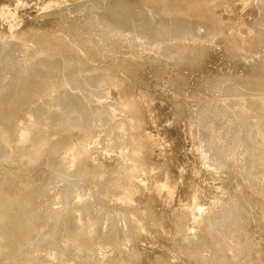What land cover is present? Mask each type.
<instances>
[{"label": "rangeland", "instance_id": "1", "mask_svg": "<svg viewBox=\"0 0 264 264\" xmlns=\"http://www.w3.org/2000/svg\"><path fill=\"white\" fill-rule=\"evenodd\" d=\"M125 1L119 0L118 2V0L117 1L116 0H89V1L88 0L86 1L85 0H0V53H1L2 47L6 45L5 42L9 44L10 41L11 43L9 45L11 46L13 45V43H15V45L19 44L17 48L18 50H20L18 51L19 53L17 52L14 54L13 52L15 57L17 54L18 58L17 57L15 58L14 55L8 52L7 50L1 53L3 54V56L0 54L2 56V57L0 56L1 57L0 59H3V57L4 58L6 57V59L12 60V58H15V60L13 59L12 61L13 62L16 61L18 63V65L17 63L15 64V66L17 67L16 68L14 64H12L13 62L10 61L9 63L7 62V60L6 62L4 61V59L0 60V62L4 61L3 65H5V63H8L5 66H3L1 63L2 67L0 65V73L2 71H5L8 74L5 72H2L4 73V75L2 76L4 77L7 76L6 78H8V75H9L12 78L13 77L11 76L12 72L9 73V71H12L13 69V72H15L14 69L18 70V67H19V69H25L26 72H29L27 73L28 75H30L32 72V75H30L31 80L32 79L35 80V78L37 77L36 79L37 81L34 82L35 84L41 81L37 83L39 85L37 84L35 85L32 81V84L34 85L31 86L32 85L31 84L30 86L32 88L30 87V89H32L31 91H33L35 87V90L31 93H34V92H37V93L36 95L35 93L34 94L30 93V96L26 98L28 99L27 102H25L26 100L25 99L23 100L25 104L23 102L21 103L23 106L18 105V103L16 104L17 106L14 105L15 103H12V104L9 103L8 107L9 106L10 107L7 108V110L11 112L10 116L14 113V111H16L17 113L19 109V113H17L18 115L16 113H14V115L20 118L21 115H26V113L30 110L29 109L30 107L36 109L38 108L36 107L37 105L39 106L41 104L45 105L49 101L46 99L47 98L46 95L49 93L52 94L53 93L52 89L54 90V88L56 90L60 89L59 90L60 94L64 93V95H66V93H69L72 97L74 96L73 98L76 97L75 99L78 100L77 99L79 98L78 96H82V94H80L78 90H80V85H81V82H83V78L85 80L83 83H86V84H83L85 85L84 90L85 89L92 90V92H90L88 96L91 97V93L95 95V99L93 103L95 105L94 106L95 108L90 105L89 108L83 111V114L86 115L89 110L90 112L93 113V115H95L94 117L100 114L101 111H105L106 113V120L96 123L95 125L96 128H90L89 126H86L84 123H80V119L78 118L76 119V116L74 119L73 118L74 116H73L72 120L71 121L69 120V123L67 122L69 125L67 123L65 125L64 123L61 122V123L55 124L52 128L47 129L48 131L45 130L47 132V133H44L45 135H49L50 132H53L54 130L55 132L61 134L60 136L64 134L67 137H70L69 142L67 144L69 145V148L74 145V147L71 148L73 150L74 148H77V147L83 148L87 144L86 147L83 148L81 152H83L85 155L87 154L86 155L88 156L87 158L89 157H92V158L94 157V158L85 159L84 157L85 160L83 159L82 161L87 162L89 165H91L92 162L95 161V163L93 162V165H91V167L96 169L97 173L95 174L87 173V174H83L82 176L78 174L79 179L77 177L75 178L73 177V176H77L76 173H74L73 176L69 174L70 177L67 176L68 175L67 173L65 174L66 176L62 174V176L64 175L63 176L64 179L66 178L65 181L64 179L62 181L63 177L60 174H57V175H60L58 176L59 178L57 177V180L61 179L60 181L62 183L59 184L57 188H55L56 193L54 192L50 196H43L41 199L42 201L39 199L37 200L34 199V202H36L38 206L41 205L39 207L36 206V208H40V207L41 208L39 210L38 209L31 210L30 214H29L30 212L29 210H28L29 212L26 213V212H23V211H27L26 209H20V207L18 206L19 201H17L18 196L22 195L23 197L25 193L29 192L27 191V190H30V188H28L29 185L38 186L39 184L42 183L43 179L46 176L53 175L54 171L57 168L55 164H58V162L51 163L48 161V158H49L48 152L50 150V147L48 145L49 143L45 142L46 145H43L44 148L41 149V151L39 150L40 152L38 153H41V154L39 155L37 159L38 161L40 159L42 160V165L37 167V164L35 163L33 164L32 162H29L30 160L32 161V159L29 158L28 162H25V164L22 165L21 163H16L14 167L10 168V164L7 163V160L16 158L17 155H16V152L14 151H17L18 148L20 149L21 145L22 144L24 145V143L27 141L23 140L21 143H18L17 145H11V144L15 142L16 139H17L16 141L19 142L20 137H17L16 139L15 137L16 135L23 134L25 130L24 129L23 130L22 129L13 130V132L11 130V131L6 132L4 136H1V140H2L4 147L6 148V152L3 156H0V161L2 162L0 163V166H2L0 167V179L2 182H4L3 183L4 186L6 184H11L10 185L11 188H13L16 193L18 192L17 195L18 194L19 195L15 198L16 201L14 200V205L11 206V215L13 217H10V216L8 217L6 216L7 218L3 217V219L5 220H3L4 222L3 221L2 222L5 225L9 224L10 228L8 229L4 228L6 231L3 230L2 232H0L1 241L6 242V243L0 242V247H1L0 248V263L1 264H24L27 261V259L28 260L30 259L29 256L31 257L33 255L31 257V259L33 260L35 259V256L36 258L39 255L42 256L41 254H43V251L41 250V248L42 249L47 248V250L46 251L44 250V252L49 253V251L51 250L52 253L50 252V254L52 255H50V260L49 258H46L49 256H46L47 254L44 253V255L42 256L43 258L42 257L40 258V256L38 257L39 260L43 259L41 260V262L38 259H37L38 262L36 261V259L34 260L35 262H37L36 264H40V263L41 264H92V263L94 264H123L124 260H128V261H124V263L127 262L129 264H232V263L233 264H264V242H263L264 241V200L261 199L262 195L260 194L261 193L260 190L262 189V186L264 189V183H261V182H264L263 181L264 177H261V175H264L263 174L264 173V168H263L264 167V163H263L264 162V143H260L261 142L260 141L261 131L259 128V126L260 127L262 126L261 121L264 126V122H263L264 121V90H263L264 89V69H263L264 68V0H204L203 6L200 7L201 11L199 9L198 10L208 15L206 17H213L212 15L215 16V14L218 13L217 11L219 10L220 11L223 10L222 12L223 14L226 13L225 18H223L224 16H220L219 13L215 16V18H217L218 16H220L218 17L220 19L223 18L221 19L222 20L221 32L217 34H213V35H207L205 34L203 30L200 29L201 30L200 33L194 32V34H192V36H189V37H188V33L184 32L182 35L187 36V38L185 39L188 41V43H186L185 39L180 40V43H179V40H177L178 42L177 44L179 46L177 45L175 46V48L173 47L171 49L167 48L164 45V42L161 40L156 41V40H150L147 38H143L140 35H138L137 32L133 31V28L135 27L134 22H131L130 20H128L129 19L128 17L131 16L130 18H135L134 17L136 16L135 11L137 10L134 11L133 10L134 7L132 6L134 4H136L134 6H137L138 3H136L137 0L134 3H133L134 0L133 1L130 0L129 3L128 1L125 3ZM143 1L148 4H151L154 2L159 3L160 5L154 8L153 9L154 11L162 8V6L165 9H168L169 7L173 6L171 5L173 3V1L171 0H143ZM192 1L195 3V1L197 0H192ZM122 2H123V6L121 5ZM101 4L103 5L101 6ZM128 6L132 7V9ZM118 7H120V9ZM232 7L234 9H232ZM114 8L119 9L122 13L121 15H119L120 17L118 16L117 21L119 20V18H120V21L123 19L124 21L122 20L121 23L125 22L126 23V24L124 23L125 25L119 22L117 23L119 25H117L112 18L106 15L107 12L115 13L116 11ZM122 8L124 9L123 11H125L126 13L122 12ZM223 8H225L226 12L224 11ZM107 9H109V11H107ZM129 9L131 11H128ZM132 10H133V13L135 12L134 16H133ZM128 12L132 14H128ZM91 18L96 21L95 23L93 20V23H92L93 26L91 24ZM155 18H156L155 15L149 16V21H151L150 30L157 28L158 24L156 23ZM225 19L226 21H228L227 23ZM58 20L61 22L60 24H63L61 25L62 27H60L59 23L55 25ZM98 20L99 22H97ZM165 20L167 19L163 18L161 21H159V25L164 26ZM171 20H167V21H171ZM223 20L225 21V23ZM83 23L86 25H84ZM97 23L99 24L100 29L98 28L99 26ZM56 26H59L60 28ZM70 26H72L73 28ZM77 26L81 27V28L78 27L80 31H77L78 34L79 32L80 33L82 32L81 35H79L80 39L83 38L82 40L84 42L87 41L86 43L82 45L79 43L78 44L75 43L74 41H72L73 39H71L68 36L67 30L69 31L76 30L78 29ZM82 26H85L87 30ZM94 26H96V29L94 28ZM102 26H104L103 29H102ZM115 26L117 27V29ZM63 27L67 28L65 29L66 31L63 29ZM90 28L91 29L93 28V30H91ZM62 29L63 31H65V33L61 32ZM106 30H108L109 32ZM83 31L87 33H84ZM92 31L93 33H91ZM102 31H105L106 33H103ZM101 33L104 34L106 37L102 35ZM216 35L217 36L220 35V36L217 37ZM44 38H46L45 40L50 39V40H47L48 42L50 41L48 46ZM57 38L59 42L58 41L56 42ZM51 39L52 40L54 39V40L52 41ZM94 39H97V40H94ZM98 40L100 41V43L98 42ZM183 40L184 42H181ZM193 40L196 42H193ZM34 41H37V42L40 41L39 42L40 44L38 45V43ZM52 42H54L56 45L53 44ZM90 42H92V45L93 44L96 45L95 48H93L95 50V51L93 50L94 52V53L92 52L93 54L89 52V50L91 49L90 46H92L90 45ZM59 43H60V46H58L56 49L55 46L59 45ZM181 43H183V45ZM42 46H44V48ZM49 46L52 47L50 48L51 50H49L48 48L45 51L44 49ZM189 47L191 48L189 49ZM52 49L54 51H52ZM181 49H183L186 52V54H183L185 52ZM66 50L74 51V53L72 54V58H75V60L80 61L82 65L85 64V67L83 68V70L82 68H79V66H76L77 62H75L74 60H71V57H70L71 55H69V53H67ZM177 50H179L178 53L180 52V50L183 51L182 55H181V52L179 54L174 53V52H177ZM41 52H44V54H41ZM6 53H8L9 55ZM48 53L50 55V57L48 58L52 57L51 59L47 58ZM51 53L53 54V56ZM61 53L63 54V56L61 55ZM38 54L42 56H39ZM55 54L56 55L59 54V55L55 57ZM64 54H65V58H63ZM66 54L69 55L70 59L68 58ZM184 55L186 56L188 55V57L190 58L195 57V59L197 60V61L195 60L196 63L194 62H192L191 64L188 62L183 63L184 61L182 57ZM8 56L9 58H7ZM35 56H37V58ZM41 57L44 59L42 60ZM66 57L68 61H66ZM31 59H33L34 61ZM35 59L36 60L38 59V60L35 61ZM62 59H64L65 61ZM149 59H152V60H149ZM169 59H170V62H169ZM27 61L28 63H30L29 65L28 63H26ZM69 61H71L72 65ZM161 61L164 63H162ZM61 62L63 64H61ZM20 63L21 64L24 63L23 66ZM55 63L56 65H54ZM66 63L68 66L66 65ZM73 63L76 65H74ZM43 64L45 67L42 66ZM60 64L62 66H60ZM69 64H70V67H69ZM10 65L12 66L11 67L12 69H10ZM34 65L36 67H34ZM46 66H50V68L49 67L46 68ZM58 66H60L61 68H58ZM66 67L72 68L73 70L68 69ZM1 68L4 70H2ZM7 68H9V70ZM45 68L48 70H46ZM43 69L45 70L43 71ZM50 69H51L52 74H50ZM52 69L54 70V72ZM59 69H60V72H63V73L57 74V72H59ZM64 69L66 70L64 71ZM76 70L79 72H76ZM99 70L101 73H98ZM35 71L37 72L35 73ZM38 71H42V72L39 73ZM66 72L69 74H67ZM38 73L40 74L38 76L40 78L41 77L43 78L42 80L38 76H36V74ZM41 73L44 77L41 75ZM77 73H79L80 75ZM92 73H93V77H92ZM99 74H101L100 77L106 78L105 83L102 84V87L101 85H96L94 83L95 81H92L93 78L96 80V82L100 81L101 78L98 77ZM69 75L71 79L72 77L74 78L72 79L73 82L70 81L71 79L69 80L70 78ZM75 75L78 77V79ZM10 77L8 78V80L11 79ZM56 78H58L59 80L58 79L56 80ZM182 78H184V80ZM250 78L251 79L254 78V79L251 80ZM121 79H123L125 82L123 80L122 82ZM45 80H47L48 82L44 84L43 82H45ZM78 80H80L79 83H78ZM42 84H44L43 85L44 87H41ZM57 84L60 85V87ZM212 86H214V88ZM36 87L40 91L38 90L36 91ZM103 87H105L106 90L104 89L105 90L104 93L99 95L100 93H98V91H100ZM154 88H156L157 90ZM13 89H14L13 90L14 92L11 93V96H14L15 94H19L20 91L19 89H17V87ZM48 90L51 92H49ZM34 95L35 97H33ZM31 97L34 98V100L31 101L30 100ZM127 100L133 103L132 104L130 102V104H132L131 105L132 107L130 105H129L130 107L128 106ZM139 100L142 101V104L140 103L141 101ZM250 100L252 101L250 102ZM28 101H30L29 104H28ZM134 101L136 103L137 102L140 103V104L137 103V106L140 105V108H138L139 106L138 107L136 106L138 108V109L136 108L137 110L135 109L136 112H134V110L132 109V108H135ZM236 101H238L240 105L235 104ZM242 101L243 103H241ZM256 101L258 103H256ZM33 102H35L34 103L35 107L34 105H32ZM26 103L28 105H26ZM251 103L253 104V106L259 103L260 105H256L258 107L255 108L256 106L253 107ZM124 104L126 105L125 108L128 109L130 112L133 111L131 112V114L133 113L134 115L128 114V110L123 108ZM13 106L15 107L12 108L13 109L12 110L11 107ZM15 108L17 109L15 110ZM70 108H72V106H70ZM56 109L57 107H52L51 109H48V111L44 110L43 115H42L43 120H48L50 117H52L53 112ZM123 110L124 112L122 114ZM77 113L80 114L79 112ZM239 113H241V118H240ZM90 115H89V118H91ZM129 116L131 117L129 118ZM242 117H244V119ZM130 119H133V120H130ZM143 120H145L144 123L142 122ZM233 120H236V121H233ZM72 121H74L73 122L74 125L72 128L68 129L67 126H70ZM39 122L37 120V123ZM135 123H138V125ZM238 124L240 125L241 128H238L239 126ZM121 127H126V128H124L123 131L122 130L120 131V129H123ZM130 127L131 128L133 127V129H131ZM207 127L211 131L208 130ZM23 128L28 129L26 131L30 133L36 132L31 127V124L28 122L23 126ZM139 128L140 129L142 128V129L140 130ZM211 132L213 134H211ZM138 133L139 135L141 133V136H139ZM144 133L147 137L142 136V134L144 135ZM124 134H125V137H124ZM136 134L140 140H141L140 137H142L143 139L147 141L146 142L144 140L142 142L141 140V142L143 143V146L140 140L138 139V137L136 136ZM130 135L131 136L133 135V136L131 137ZM134 136L139 141H137L136 138L132 139ZM198 136H201V137L199 138ZM217 137L218 139L215 140V138ZM227 137L229 138L228 140H227ZM37 138L38 137L36 136V139ZM45 138L46 140H48L47 137ZM97 138L98 140H96ZM146 138L147 139L149 138V139L147 140ZM116 139L117 141H120V142H117ZM130 139L132 142L130 141ZM203 139L204 141H202ZM237 139L238 140L240 139L243 142H241L240 140L238 141ZM133 140L135 141L133 142ZM153 140L161 141L160 147L157 145L153 146L152 144H150V142H152ZM225 140L226 142H224ZM230 141L232 142V144ZM122 142H124V144ZM139 142L141 146L137 145L139 147H136V148L137 149L143 148V149H140V152L142 153V154L140 153V159L142 158L141 165L142 164L144 166L148 165L147 167L149 168L151 167L152 170L149 172L140 174V177L137 179L136 183H137V186L139 187L138 192L140 191L141 195L139 193L137 194H139L140 197L143 199V197L152 194L151 190L153 189V187H160L159 193L161 197L159 199V202H155V203L150 202L147 205L146 204L147 200H145L146 197L142 200L140 199L138 195H137L138 197H135L136 194L130 195V196L135 195L133 197L135 199L139 198V200L134 199L135 200L134 202L131 201L132 198H130V196H129L130 200L125 199L126 198L125 195H123L124 197L122 196V198H124V200L122 199L124 202L123 201L119 202V200L117 202V201L108 200L106 199V197L104 198V195L107 193L106 190H108L107 189L108 187H106L107 185L105 183H108L109 180L117 181L119 180L118 178L121 179L123 174H120L121 172L119 173V171L121 170L123 173V166L124 165L127 166V161H125L124 158H122V156L124 154L129 155L130 150L132 152L133 149H135L134 147L136 145L135 143L138 144ZM126 143L128 146H126ZM130 143L131 144L133 143L135 145H131ZM203 143L206 144L209 149L208 156L210 158L212 157V159H216V161L214 162L216 164V168H214L215 170L212 169L213 167H211L210 165H206L205 163H203L202 161L203 157H200L198 154V147L200 145H204ZM119 144L123 146H120ZM88 145L90 146L88 147ZM124 146H126L127 148L130 147L129 148L130 150L127 149L128 150L127 151L125 149L126 147ZM132 146H133V149H132ZM118 147L119 148L121 147V148L118 149ZM231 147H233V150ZM87 149H91V150L87 151ZM237 149L239 150L237 151ZM119 150L120 151L122 150V151L120 152ZM70 151L71 150L67 151L66 149V152L68 153L69 157L65 160H68L69 158L70 159L73 158L70 155L71 154ZM89 151H91V153ZM126 151L128 153H126ZM66 152L64 153L66 154ZM232 157H237V159L242 160L241 161V174L246 175V177L248 176L249 182H251L252 180L253 181L255 180L258 184V181H257L258 177L262 178V180L259 178L260 180L259 185H257L255 181L254 182L252 181V184L254 185L252 187L237 186L239 182L241 183L243 182V179L238 176L239 175L238 173H236L237 167H238L237 163L231 165L230 159ZM254 159H256V161ZM120 160H121V164L120 162H117ZM75 165H76V162L73 164V166ZM97 167H100V169L102 168L103 170L102 169L99 170V168ZM119 167H120V170H119ZM114 168L116 169V171ZM9 170L12 172L13 176L15 175L14 178L12 177L11 174H9L8 172ZM117 170L119 174L117 173ZM105 171H107L106 172L107 174L104 173ZM112 171L115 174L116 173L117 174L115 175ZM56 172H59V171H56ZM109 172L111 173L110 175H109ZM151 172H153V174ZM99 173H102V175L100 176ZM249 174H251L252 176ZM111 175H112V180H111ZM114 178H116L117 180H115ZM159 179H161V181ZM167 179L172 180L173 182V184L169 186L170 190H168V186L165 188H161L160 186L164 182H167ZM73 183H78V184L77 186H75L76 184L74 185ZM68 185L69 186L71 185V187L73 186L74 189L76 190H74L73 187L72 188L70 187L71 190L68 189L69 187ZM101 185H104V186H102L101 188ZM234 189H235V192H234ZM74 191L75 193H73ZM262 192L264 193V190ZM235 194H238L239 196ZM85 195H86V198H85ZM116 195L119 196L120 194L119 195L116 194ZM235 196L237 198L240 197L241 199L238 198V202H237V198H235ZM87 197H89V199H87ZM52 198H54V200H52ZM82 198L87 199L85 200L86 202L84 204L82 203V200H83ZM252 198H253V201L251 200ZM117 199L119 198L117 197ZM243 200H245L246 205L249 204V206L247 207L245 206V210L240 213L239 211H237L236 206H234V204L236 205L239 202H243ZM2 202H0V205ZM77 202L78 203L81 202V203L78 204ZM210 202H213V203H210ZM4 203L5 204H3V206L6 205V200ZM177 203L179 206L177 205ZM194 203H196L195 205L197 207L194 205ZM243 204H245V202H243ZM55 205L57 207H55ZM139 207L140 209L138 210ZM213 207L215 208V211ZM218 207L222 209L220 210ZM184 208L185 210H183ZM255 208L256 210H254L253 212V209ZM70 209L75 212L71 211ZM194 209L200 212L198 215L200 214L204 215L206 212H208V215L210 216V220L207 224L206 223L204 224L206 226L208 225L207 227L204 225L201 226V224L203 223L196 221L194 218H192L194 219L192 220L193 222L191 221L188 213H192V212L195 213L196 211ZM216 209L218 210V212ZM223 209H225V211ZM21 210L23 211L18 212ZM40 210L42 211L43 214L42 213L39 214V212H41ZM44 210H47V211L44 212ZM83 210L86 213L83 212ZM208 210L212 212H209ZM76 211L78 214L76 213ZM221 211H224V212H221ZM53 212L55 215H53ZM131 212L133 213V215L130 214ZM184 212L185 213L188 212L186 213V215L189 216L190 220L188 219V216L184 218L186 216V215L184 216L182 215V213L185 214ZM219 213L220 215L218 217ZM69 215L72 218L74 217L71 226L69 225L68 219L66 218ZM235 215H237V217ZM14 216L18 217V221H16V223L14 221V218H15ZM217 217L220 220L218 219L217 221ZM220 217H222V219ZM155 219H160V221L164 225L170 224L173 230L176 227L175 231L172 230V233L171 232L164 233V231L161 230L164 234L167 233L166 234L167 237L165 235L162 236L163 233L161 234L160 232H158L159 234L156 235L157 237H155V233L157 231L155 232V229H153V224H152V221ZM177 219L178 220L180 219L181 221H183L184 227L186 226L184 228L185 231H183L184 229L182 228L179 229L177 227L179 226L178 224L177 226L176 224H174V223H179V224L182 223L180 220H179L180 222H178ZM130 220L132 223L130 222ZM238 220L240 221V224H242V227L243 225L244 227H247V229L245 228L244 230L245 232L243 231L244 228L239 229L241 225H238L239 223ZM79 221H80V224H79ZM11 222L13 223L12 225H15L16 227L11 226ZM212 222H214L215 224V226L214 225L213 227L211 226L212 231L214 232L209 233V231L211 232V228L209 226L212 225ZM171 223H173L174 225L172 224L173 225L172 226ZM234 223H236L239 227L236 226V224ZM138 224H139V227L140 225H143L147 231L144 229V231L139 233L138 232L139 230H137ZM42 225L44 226L40 227ZM52 225H56L59 231L56 236L48 235L47 229L49 226H52ZM64 226H65V229H64ZM216 226L218 227L219 232L215 231L214 228H216L217 230ZM221 226L223 230L219 228ZM204 227L206 228L203 230ZM228 227H229V230H228ZM71 229L78 230V232L72 233ZM92 230H94L95 232ZM89 231L91 232V234H88L90 233ZM123 231H124V234L122 235ZM150 231L154 234L150 233ZM145 232L147 233L149 232V234L154 235L155 239L150 238V235L146 234ZM215 232H217L218 234ZM228 232H231V233H228ZM213 233H215V235L212 236L211 234ZM92 236H96V239L95 237H92ZM7 237L10 240H8ZM61 237L62 238L64 237V238L62 239ZM3 238L4 240H2ZM69 239L70 241H67ZM65 240L67 242H65ZM2 243H3V246L1 245ZM4 244H6L5 245L6 247H4ZM162 244L164 245V247ZM15 247H17L16 250L13 249ZM162 247L164 248L163 251H162L163 249ZM38 248L41 250V254L39 255L37 254L39 252L36 251ZM90 249L92 250V252L94 251L93 253L94 255H91L92 253H90L91 251ZM14 250L17 252H15ZM83 250L85 251V253ZM95 250H98V251H95ZM10 251H14V254L13 252H10ZM80 252H81V255H80ZM28 253L29 254L31 253V254L29 255ZM34 253H36V255ZM86 253H88L89 255L87 254L86 256ZM23 254L25 256L27 255V257L25 258ZM75 254H79V255L77 256ZM83 255H84V258H83ZM75 256H77L76 257L77 259L75 258ZM88 256L90 257L88 258ZM97 256H99V258ZM52 257L53 259L54 258L55 259L53 260ZM44 258L46 259L44 260ZM103 258L104 259L108 258L106 260L110 262L107 261L106 263V260H103ZM149 259L151 263L147 262V260L149 261ZM158 260L159 261L161 260V261L159 262Z\"/></svg>", "mask_w": 264, "mask_h": 264}, {"label": "bare ground", "instance_id": "2", "mask_svg": "<svg viewBox=\"0 0 264 264\" xmlns=\"http://www.w3.org/2000/svg\"><path fill=\"white\" fill-rule=\"evenodd\" d=\"M86 1V0H85ZM89 1V0H88ZM117 1V0H116ZM125 1V0H124ZM128 1V3H129V1L130 0H126L125 1V3ZM133 1V0H132ZM131 1V2H132ZM136 0H134L133 1V3L135 2ZM171 1H173V3L171 4V5H173L172 7H169L168 9H165V8H163V6H162V8H160V9H157L156 11H154L153 9L154 8H156L158 5H160L159 3H157V2H154V3H151V4H148V3H146V2H144L143 0H137V2L136 3H138L137 4V6H134V5H136V4H134L133 5V3H132V5H130V6H132V7H134L133 8V10L135 11V10H137V11H135L136 12V14H135V12L133 13V10H132V13H133V16H134V14L136 15V16H134L135 18H130V17H128L129 19L128 20H130L131 22H134V28H133V31H135V32H137L138 33V35H140L141 37H143V38H147V39H150V40H156V41H163L164 42V45L167 47V48H169V49H171V48H175V46H177L178 44V42H177V40H179V43H180V40H182V39H185V38H187V36H183L182 34L184 33V32H187L188 33V37L189 36H192V34H194V32L195 33H200V31L201 30H203L204 32H205V34H207V35H213V34H217V33H219V32H221V30H222V25H221V22H222V20L221 19H223V18H225V15H226V13L225 14H223L222 12H223V10H219V11H217L218 13H219V15L220 16H224L223 18H218V17H220V16H218L217 18H215V16L218 14V13H216L215 14V16L214 15H212L213 17H206V16H208V15H206V14H204L203 12H200L201 10H200V7H202L203 6V2H204V0H200V1H195V3L192 1V0H171ZM118 2H119V0H118ZM121 3V2H120ZM124 3V4H125ZM81 4H82V2H81ZM80 4V5H81ZM117 4V3H116ZM103 4H101V6H102ZM120 5V4H119ZM122 6H123V2H122V4H121ZM126 5V4H125ZM129 5V4H128ZM165 5V4H164ZM82 6V5H81ZM127 6V5H126ZM130 6H128V7H130ZM115 7V6H114ZM125 7V6H124ZM132 7H130L131 9H132ZM86 8V7H85ZM102 8H104V7H102ZM119 9H120V7H118ZM126 8V7H125ZM229 8V7H228ZM95 9V8H94ZM115 9V8H114ZM117 9V8H116ZM115 9V13H112V12H107L106 13V15L107 16H109L110 18H112L113 20H114V22L117 24L118 22L119 23H121V21L123 20H121L120 21V18H119V20L117 21V19H118V16L119 15H121L122 13H121V11L119 10V9H117L116 10ZM127 9V8H126ZM200 11H199V10ZM224 9V11H225V8H223ZM232 9H234L233 7H232ZM124 9L122 8V12H125V11H123ZM226 10H228V9H226ZM107 11H109V9H107ZM128 11H131L130 9L128 10ZM228 11H230V10H228ZM77 12V11H76ZM100 12V11H99ZM226 12V11H225ZM109 13H111V14H109ZM126 13V12H125ZM125 13H124V15H125ZM132 13H130V12H128V14H132ZM207 13V12H206ZM221 13H222V15H221ZM228 13H230V12H228ZM93 14V13H92ZM112 14H114V15H112ZM150 15H155L156 16V18H155V20H156V23L158 24L157 25V28L156 29H152V30H150V24H151V21H149V16ZM97 16V15H96ZM99 17V16H98ZM120 17V16H119ZM175 17V18H174ZM227 17V16H226ZM97 18V17H96ZM122 18V17H121ZM127 18V17H126ZM167 19V20H171V21H167V20H165L164 22H165V24H164V26H162V25H159V21H161L162 19ZM27 19V18H26ZM25 19V20H26ZM220 19V20H219ZM93 20L94 19H92L91 18V24L93 23ZM127 20V21H128ZM36 21V20H35ZM34 21V22H35ZM76 21V20H75ZM74 21V22H75ZM124 21V20H123ZM167 21V22H166ZM224 21V20H223ZM225 21H226V19H225ZM225 21H224V23H225ZM32 22V21H31ZM94 22L96 23V21L94 20ZM97 22H99V20L97 21ZM107 22V21H106ZM214 22V23H213ZM228 21H226V23H227ZM60 24L61 22L58 20L57 21V23L55 24V25H57V24ZM94 23V24H95ZM125 22H123V23H121V24H123V25H125L124 24ZM217 23V24H216ZM258 23V22H257ZM33 24V23H32ZM80 24V23H79ZM84 24V23H83ZM82 24V25H83ZM98 24V23H97ZM260 24H262V23H260ZM28 25V24H27ZM39 25V24H38ZM61 25H63V24H60V27H62ZM75 25V24H74ZM78 25V24H77ZM84 25H86V24H84ZM88 25V24H87ZM104 25V24H103ZM106 25V24H105ZM110 25V24H109ZM117 25H119V24H117ZM92 26H93V24H92ZM97 26V25H96ZM96 26H94V28L96 29ZM98 26H99V24H98ZM107 26V25H106ZM105 26V27H106ZM258 26V25H257ZM56 27H58V28H60L59 26H56ZM70 27H72V26H70ZM78 27H80V26H77V28ZM82 27H84L85 28V26H82ZM88 27V26H87ZM90 27V26H89ZM103 27L104 26H102V29H103ZM116 27V26H115ZM122 27V26H121ZM262 27V26H261ZM7 28H9V27H7ZM12 28V27H11ZM22 28V27H21ZM54 28V27H53ZM73 28V27H72ZM81 28V27H80ZM99 29H100V26L98 27ZM97 28V29H98ZM63 29L65 30V29H67L66 27H63ZM63 29H62V31L61 32H64L65 33V31H63ZM79 29V28H78ZM78 29H76V30H73V31H69V30H67L68 31V36L71 38V39H73L72 41H74L75 43H79V44H84V43H86V42H84L82 39H80V37H79V35H81V33L79 32V34H78V32L77 31H80V29L78 30ZM86 29V28H85ZM91 29V28H90ZM94 29V30H95ZM98 29V30H99ZM108 29V28H107ZM116 29H117V27H116ZM201 29V30H200ZM36 30V29H35ZM72 30V29H71ZM83 30V29H82ZM81 30V31H82ZM87 30V29H86ZM91 30H93V28L91 29ZM90 30V31H91ZM189 30V31H188ZM10 31H11V29H10ZM40 31V30H39ZM106 31H108V30H106ZM84 32V31H83ZM99 32V31H98ZM98 32H96V33H98ZM103 33H106L105 31H102ZM109 32V31H108ZM64 33H62V34H64ZM84 33H87V32H84ZM91 33H93V31L91 32ZM118 33V32H117ZM258 33V32H257ZM12 34V33H11ZM67 34V33H66ZM65 34V35H66ZM70 34V35H69ZM102 34V33H101ZM125 34V33H124ZM124 34H123V36H124ZM129 34V33H128ZM204 34V35H205ZM83 35V34H82ZM86 35V34H85ZM102 35H104V34H102ZM113 35V34H112ZM119 35V34H118ZM67 36V37H68ZM84 36V35H83ZM105 36V35H104ZM110 36V35H109ZM129 36V35H128ZM217 36V35H216ZM218 36H220V35H218ZM217 36V37H218ZM82 37V36H81ZM106 37V36H105ZM211 37V36H210ZM214 37V36H213ZM262 37V36H261ZM28 38V37H27ZM89 38V37H88ZM125 38V37H124ZM133 38V37H132ZM135 38H136V36H135ZM228 38V37H227ZM40 39V38H39ZM46 38H44V40H45ZM122 39V38H121ZM129 39V38H128ZM220 39V38H219ZM224 39V38H223ZM237 39V38H236ZM41 40V39H40ZM47 40H50V39H47ZM47 40H45L46 41V44H47V46H48V44H49V42L47 41ZM52 40V39H51ZM54 40V39H53ZM52 40V41H53ZM66 40V39H65ZM94 40H97V39H94ZM126 40H127V38H126ZM136 40V39H135ZM137 40H139V39H137ZM6 41H8V40H6ZM15 41H17V40H15ZM58 41V38L56 39V42ZM107 41V40H106ZM125 41V40H124ZM129 41V40H128ZM185 41H186V43H188V41L185 39ZM212 41V40H211ZM221 41V40H220ZM223 41V40H222ZM227 41V40H226ZM34 42H37V41H34ZM40 42V41H39ZM39 42H37L38 43V45L40 44ZM44 42V41H43ZM55 42V41H54ZM54 42H52L53 44H55ZM59 42V41H58ZM61 42V41H60ZM98 42L100 43V41L98 40ZM120 42V41H119ZM122 42H123V40H122ZM140 42V41H139ZM141 42H142V40H141ZM181 42H184V40L183 41H181ZM193 42H196V41H194L193 40ZM192 42V43H193ZM198 42V41H197ZM200 42V41H199ZM10 43H11V41H10ZM9 43V44H10ZM26 43V42H25ZM131 43V42H130ZM190 43V42H189ZM216 43V42H215ZM218 43H220V42H218ZM5 44L6 45H4L3 47H2V50H1V53L2 52H4V51H8V52H10L11 54H13V52H14V54L15 53H17L18 51H20V50H18V48H17V46L19 45H15V43H13V47L11 46V45H9V44H7L6 42H5ZM43 44V43H42ZM141 44V43H140ZM182 45H183V43H181ZM217 44V43H216ZM222 44H223V42H222ZM56 45V44H55ZM90 45H92V42H90ZM100 45V44H99ZM105 45V44H104ZM128 45V44H127ZM145 45V44H144ZM151 45V44H150ZM185 45H187V44H185ZM184 45V46H185ZM189 45H191V44H189ZM196 45V44H195ZM218 45V44H217ZM221 45V44H220ZM37 46V45H36ZM58 46H60V43H59V45H57V46H55L56 47V49H57V47ZM95 46L96 45H92V46H90L91 47V49L89 50V52H93V48H95ZM98 46V45H97ZM154 46V45H153ZM160 46V45H159ZM179 46V45H178ZM215 46V45H214ZM10 47V48H9ZM38 47V46H37ZM43 48H44V46H42ZM72 47V46H71ZM71 47H70V49H71ZM150 47V46H149ZM152 47V46H151ZM155 47V46H154ZM165 47V48H166ZM203 47V46H202ZM216 47V46H215ZM249 47V46H248ZM40 48V47H39ZM49 48V50H51L50 48H52V47H47V48H45L44 50L46 51V49H48ZM73 48V47H72ZM102 48V47H101ZM106 48V47H105ZM146 48V47H145ZM159 48V47H158ZM158 48H157V50H158ZM183 48H185V47H183ZM187 48V47H186ZM191 47H189V49H190ZM55 49V50H56ZM82 49V48H81ZM155 49V48H154ZM160 50V49H159ZM181 50H183V49H181ZM180 50V52H181V55H182V52L184 51H181ZM41 51V50H40ZM52 51H54L53 49H52ZM63 51V50H62ZM77 51V50H76ZM95 51V50H94ZM96 51H97V49H96ZM178 51L179 50H177V52H174V53H178ZM202 51V50H201ZM204 51V50H203ZM56 52V51H55ZM54 52V53H55ZM57 52H59V51H57ZM64 52V51H63ZM66 52L67 53H69V55H71L70 57H71V60H74L75 62H77V65L76 64H74V65H76V66H79V68H82V70H83V68L85 67V64H81L80 63V61H77V60H75V58H72V54L74 53V51L73 50H66ZM82 52V51H81ZM88 52V51H87ZM88 52V53H89ZM179 52V53H180ZM185 52V51H184ZM194 52V51H193ZM0 53V54H1ZM19 53V52H18ZM45 53H47V52H45ZM50 53V52H49ZM49 53L47 54L48 56H47V58L48 57H50V55H49ZM53 53V52H52ZM51 53V54H52ZM84 53H86V52H84ZM94 53V52H93ZM92 53V54H93ZM110 53V52H109ZM146 53V52H145ZM149 53V52H148ZM160 53V52H159ZM158 53V54H159ZM178 53V54H179ZM188 53V52H187ZM6 54H8V53H6ZM13 54V55H14ZM40 54V53H39ZM38 54V55H39ZM41 54H44V52H41ZM57 54V53H56ZM55 54V57L56 56H58V55H56ZM80 54V53H79ZM98 54H100V53H98ZM183 54H186V52L185 53H183ZM2 56H3V54H1ZM0 55V56H1ZM5 55V54H4ZM9 55V54H8ZM13 55H12V57H13ZM37 55V56H38ZM61 55L63 56V54L61 53ZM67 55V54H66ZM69 55H67L68 56V58H69ZM104 55V54H103ZM148 55H150V54H148ZM177 55V54H176ZM1 56V57H2ZM27 56V55H26ZM37 56H35L36 58H37ZM39 56H42V55H39ZM44 56V55H43ZM52 56H53V54H52ZM85 56V55H84ZM172 56H173V54H172ZM178 56V55H177ZM180 56V55H179ZM0 57V58H1ZM14 57H15V55H14ZM16 57H17V54H16ZM15 57V58H16ZM87 57V56H86ZM90 57V56H89ZM108 57V56H107ZM146 57V56H145ZM144 57V58H145ZM150 57V56H149ZM153 57V56H152ZM151 57V58H152ZM176 57V56H175ZM182 57V56H181ZM191 57H193V56H191ZM199 57V56H198ZM7 58H9V56L7 57ZM15 58H12V60L14 59L15 60ZM18 58V57H17ZM40 58V57H39ZM38 58V59H39ZM52 58V57H51ZM51 58H48V59H51ZM63 58H65V54H64V57ZM104 58V57H103ZM168 58V57H167ZM183 63H185V62H188V63H192V62H194V63H196L195 62V57L194 58H190V57H188V55L186 56V55H184L183 57ZM3 59H4V61L6 62V60H7V62H9L10 63V61L11 62H13L11 59H6V57L4 58L3 57ZM3 59H0V60H3ZM37 59V60H38ZM41 59L43 60L44 58H42L41 57ZM55 59V58H54ZM53 59V60H54ZM59 59V58H58ZM70 59V58H69ZM174 59V58H173ZM9 60V61H8ZM20 60V59H19ZM19 60H18V62H19ZM30 60V59H29ZM31 60H33V59H31ZM36 59H35V61H37ZM47 60V59H46ZM56 60V59H55ZM62 60H64V59H62ZM106 60V59H105ZM142 60V59H141ZM149 60H152V59H149ZM180 60V59H179ZM4 61L3 62H0V65H1V63H2V65H3V63H4ZM34 61V60H33ZM39 61H41V60H39ZM45 61V60H44ZM49 61V60H48ZM47 61V62H48ZM60 61H61V59H60ZM65 61V60H64ZM66 61H68L67 60V57H66ZM74 61H72V62H74ZM91 61V60H90ZM102 61V60H101ZM111 61V60H110ZM146 61V60H145ZM168 61V60H167ZM176 61V60H175ZM197 61V60H196ZM58 62V61H57ZM70 63H71V61H69ZM148 62V61H147ZM160 62V61H159ZM162 62V61H161ZM169 62H170V59H169ZM174 62V61H173ZM182 62V61H181ZM17 62L16 61H14L12 64H14V66H15V64H16ZM21 63H22V61H21ZM20 63V64H21ZM26 63H28V61L26 62ZM25 63V64H26ZM43 63V62H42ZM141 63H143V62H141ZM153 63V62H152ZM156 63V62H155ZM158 63V62H157ZM162 63H164V62H162ZM182 63V64H183ZM212 63V62H211ZM8 63H5V65H7ZM24 64V63H23ZM23 64H21L22 66H23ZM30 63H28V65H29ZM39 64V63H38ZM53 64V63H52ZM61 64H63L62 62H61ZM60 64V66H62ZM165 64H166V62H165ZM170 64V63H169ZM171 64H172V62H171ZM2 65H1V67H2ZM5 65H3V66H5ZM17 65H18V63H17ZM20 65V66H21ZM36 65H37V63H36ZM41 65V64H40ZM39 65V66H40ZM49 65V64H48ZM51 65V64H50ZM54 65H56V63L54 64ZM66 65H67V63H66ZM71 65H72V63H71ZM159 65V64H158ZM176 65V64H175ZM180 65V64H179ZM9 66V65H8ZM8 66H6V67H8ZM13 66V67H14ZM21 66V67H22ZM31 66H33V65H31ZM42 66H44V64L42 65ZM60 66H58V68H61ZM68 66V65H67ZM166 66H167V64H166ZM172 66V65H171ZM12 66L10 65V69H12L11 68ZM16 67V66H15ZM14 67V68H15ZM20 67V68H21ZM25 67H27V66H25ZM29 67V66H28ZM34 67H36L35 65H34ZM38 67V66H37ZM45 67V66H44ZM47 67H49L50 68V66H46V68ZM69 67H70V64H69ZM163 67V66H162ZM3 68H5V67H3ZM17 68V67H16ZM45 68V69H46ZM53 68V67H52ZM56 68V67H55ZM54 68V69H55ZM63 68V67H62ZM66 68H68V67H66ZM77 68V67H76ZM151 68V67H150ZM261 68V67H260ZM259 68V69H260ZM2 69V68H1ZM8 70H9V68H7ZM31 69V68H30ZM40 69H42V68H40ZM45 69H43V71L45 70ZM68 69H72V68H68ZM264 69V68H263ZM2 70H4V69H2ZM15 70V72H13V69H12V71H9V73L10 72H12V75L11 76H13L12 78L8 75V78L10 77L11 79H9L8 80V78H6L7 76H2V75H4V73H2V72H5V71H2L0 74V121H1V123H0V156H3L4 154H5V152H6V148L4 147V145H3V143H2V140H1V136H4L5 135V133L6 132H8V131H11L12 130V132H13V130H25L24 131V133L23 134H21V135H16V137H15V139L17 138V137H20V141L18 142V141H16L15 140V142H13L11 145H17L18 143H21L23 140L25 141H27V142H25L24 143V145L22 144L21 145V148L19 149L18 148V150L17 151H14V152H16V158H13V159H8L7 160V163L8 164H10V168L11 167H14L15 166V164L16 163H21L22 165L23 164H25V162H28V159L29 158H31L32 159V161L30 160L29 162H32L33 164L35 163V164H37V167H39L40 165H42V160L40 159L39 161L37 160L38 159V157H39V155L41 154V153H38V152H40L41 151V149H43L44 148V146L43 145H46L45 144V142H47V143H49L48 145H49V147H50V150H49V152H48V156H49V158H48V161L49 162H58V164H55L56 165V170L54 171V174L53 175H51V176H46L44 179H43V181H42V183L41 184H39L38 186H31V185H29L28 186V188H30V190H27V191H29V192H27V193H25L24 195H23V197H22V195L21 196H18L17 195V193L14 191V189L13 188H11V184H6L5 186L3 185V183L4 182H2L1 181V179H0V202H2L1 203V205H0V232H2L3 230H5V229H8V228H10V225L8 224V225H5L3 222V220H5V219H3V217L5 218L6 216L8 217V216H10V217H13L12 215H11V206H13L14 205V200H15V198L18 196V199H17V201H19V204H18V206L20 207V209H26L27 211H23V210H21V211H18V212H29V214L31 213V210H34V209H40V208H36V206H38L37 204H36V202H34V199H39V200H41L42 199V197L43 196H50V195H52L54 192H55V188H57L58 186H59V184H61L62 182L60 181V180H57V177L58 176H62V174H68L67 176H69L70 177V175H72L73 176V174L74 173H76L77 174V176H73L74 178L75 177H77L78 179H79V177H78V174H80L81 176L83 175V174H87V173H97V171H96V169H94L93 167H91V165H93V162L95 163V161H93L92 162V164L91 165H89L87 162H84V161H82L83 159H84V157H85V159H89V158H92V157H89V158H87L88 156H86L83 152H81L82 151V149L83 148H85L86 147V145H85V147H83V148H81V147H77V148H74V150L73 149H71L72 147H74V145L73 144H71V145H73V146H71L70 148H69V145L67 144L68 142H69V138L70 137H67L66 135H62V136H60L61 134H59V133H57V132H55L54 130H53V132H50V134L49 135H45L44 133H47L45 130H47V129H50V128H52L55 124H58V123H64L65 125H66V123L68 122L69 123V120L71 121L72 120V117L75 119V116H76V119L78 118V119H80V123H84L86 126H89L90 128H96V123H99V122H102V121H105L106 120V113H105V111H101L100 112V114H98V113H96V114H98V115H96V117H94L95 115H93V113L92 112H90V110L88 111V113L86 114V115H84L83 114V111H85L87 108H89V106L91 105L92 107H94L95 105L93 104L94 103V99H95V95L93 94V93H91V97H89L88 96V94L90 93V92H92V90H90V89H85L84 90V88H85V85H83V84H86V83H83L85 80H84V78H83V82H81V85H80V90H78L79 92H80V94H82V96H78L79 98H77L78 100H76L75 98H73L69 93H66V95L67 94H69V95H64V93L63 94H60L59 93V90H56L54 87V90L52 89V94L51 93H49V94H47L46 95V99L47 100H49L48 101V103H46L45 105H43V104H41L40 106L39 105H37L36 107H38V108H32V107H30L29 109V111L26 113V115H21L20 116V118H18L16 115H14V113H16V111H14V113L10 116V114H11V112L9 111V110H7V108H9L8 107V105H9V103H15L14 105L15 106H17L16 104L18 103V105H22L21 103L23 102V100H25L26 98H28V96H30V93L31 92H33L34 90H35V87H34V89H33V91H31L32 89H30V87L31 86H33L35 83L34 82H36L37 80V77L36 76H38V75H40L39 73L40 72H42V71H38L39 73L38 74H36V78L35 77H33V78H35V80H31L30 78V75H32V72H31V74L30 75H28L27 73H29V72H26V70L25 69H19V67H18V70H16V69H14ZM32 70V69H31ZM46 70H48V69H46ZM53 70V69H52ZM58 70V69H57ZM66 69H64V71H65ZM73 70V69H72ZM156 70V69H155ZM154 70V71H155ZM164 70V69H163ZM248 70H250V69H248ZM30 71V70H29ZM33 71V70H32ZM56 71V70H55ZM62 71V70H61ZM74 71H75V69H74ZM253 71V70H252ZM256 71V70H255ZM37 71H35V73H36ZM47 72V71H46ZM53 72H54V70H53ZM76 72H79V71H77L76 70ZM254 72V71H253ZM5 73H7V72H5ZM58 73H63V72H60V69H59V72H57V74ZM67 73V72H66ZM97 73V72H96ZM98 73H101L100 72V70L98 71ZM261 73V72H260ZM8 74V73H7ZM34 74V73H33ZM50 74H52L51 73V69H50ZM53 74H55V73H53ZM64 74H65V72H64ZM67 74H69V73H67ZM77 74H79V73H77ZM87 74V73H86ZM88 74H89V72H88ZM95 74V73H94ZM122 74H124V73H122ZM254 74V73H253ZM256 74V73H255ZM41 75H42V73H41ZM72 75V74H71ZM80 75V74H79ZM97 75V74H96ZM144 75V74H143ZM43 76V75H42ZM51 76V75H50ZM54 76V75H53ZM53 76H52V78H53ZM62 76V75H61ZM60 76V77H61ZM76 76V75H75ZM74 76V77H75ZM86 76V75H85ZM101 76V74H99V76L98 77H100ZM104 76V75H103ZM123 76V75H122ZM251 76H252V74H251ZM39 77V76H38ZM44 77V76H43ZM57 77V76H56ZM68 77V76H67ZM69 77H70V75H69ZM77 77V76H76ZM92 77H93V73H92ZM182 77V76H181ZM180 77V78H181ZM229 77H231V76H229ZM40 78V77H39ZM87 78V77H86ZM85 78V79H86ZM96 78V77H95ZM101 79H100V81H98V82H96V80L93 78V80L92 81H95L94 83L96 84V85H101V87H102V84H104L105 83V80H106V78L105 77H100ZM220 78V77H219ZM233 78V77H232ZM247 78V77H246ZM30 79V80H29ZM41 80L43 79L42 77L40 78ZM46 79V78H45ZM55 79V78H54ZM58 78H56V80H57ZM71 79V77L69 78V80ZM72 79H74L73 77H72ZM72 79L70 80L71 82H73L72 81ZM77 79H78V77H77ZM116 79V78H115ZM155 79V78H154ZM183 80H184V78H182ZM236 79V78H235ZM251 79V78H250ZM252 79H254V78H252ZM251 79V80H252ZM49 80V79H48ZM51 80V79H50ZM59 80V79H58ZM88 80V79H87ZM97 80H98V78H97ZM123 79H121V81H122ZM159 80V79H158ZM179 80H181V79H179ZM217 80V79H216ZM257 80V79H256ZM32 81H33V83L34 84H32ZM75 81V80H74ZM79 81L80 80H78V83H79ZM89 81V80H88ZM87 81V82H88ZM124 81V80H123ZM122 81V82H123ZM128 81H129V79H128ZM178 81V80H177ZM258 81V80H257ZM39 82H41V81H39ZM39 82H37V83H39ZM48 81L47 80H45V82H43L44 84L45 83H47ZM65 82V81H64ZM90 82V81H89ZM125 82V81H124ZM235 82V81H234ZM259 82V81H258ZM36 83V84H37ZM121 83V82H120ZM214 83V82H213ZM257 83V82H256ZM32 84V85H31ZM35 84V85H36ZM41 84V83H40ZM44 84H42V86L41 87H44L43 85ZM89 84V83H88ZM87 84V85H88ZM122 84V83H121ZM129 84H131V83H129ZM167 84V83H166ZM231 84V83H230ZM259 84V83H258ZM257 84V85H258ZM261 84V83H260ZM31 85V86H30ZM37 85H39V84H37ZM58 85V84H57ZM74 85V84H73ZM76 85V84H75ZM79 85H77V86H79ZM86 85V86H87ZM212 85V84H211ZM48 86H49V84H48ZM59 87H60V85H58ZM92 86V85H91ZM103 86H105V85H103ZM131 86V85H130ZM133 86V85H132ZM156 86V85H155ZM259 86V85H258ZM257 86V87H258ZM263 86V85H262ZM17 87V89H19V94H15L14 96H11V93L12 92H14L13 90V88H16ZM59 87H57V88H59ZM213 88H214V86H212ZM32 88V87H31ZM40 88V87H39ZM47 88V87H46ZM46 88H44V89H46ZM129 88V87H128ZM131 88V87H130ZM158 88V87H157ZM263 88V87H262ZM43 89V90H44ZM106 90V88L105 87H103L100 91H98V93H100L99 95H101V94H103L104 93V91ZM154 89H156V88H154ZM12 90V91H11ZM16 90V89H15ZM30 90V91H29ZM38 89H37V87H36V91H37ZM42 90V89H41ZM84 90V91H83ZM157 90V89H156ZM155 90V91H156ZM217 90V89H216ZM264 90V89H263ZM38 91H40V90H38ZM49 91V90H48ZM42 92V91H41ZM49 92H51V91H49ZM151 92V91H150ZM154 92V91H153ZM166 92V91H165ZM35 93V95H36V93L37 92H34ZM34 93H31V94H34ZM39 93V92H38ZM71 93V92H70ZM141 93V92H140ZM152 93V92H151ZM157 93V92H156ZM222 93V92H221ZM44 94V93H43ZM35 95L33 96V97H35ZM152 95V94H151ZM155 95V94H154ZM65 96V97H64ZM124 96V95H123ZM138 96V95H137ZM143 96V95H142ZM158 96V95H157ZM220 96V95H219ZM130 97V96H129ZM133 98V97H132ZM140 98V97H139ZM30 99V98H29ZM36 99V98H35ZM124 99V98H123ZM128 99V98H127ZM146 99H147V97H146ZM27 100L28 99H26L25 100V102H27ZM31 101L32 100H34V98H32L31 97V99H30ZM129 100V99H128ZM127 100V101H128ZM136 100H137V98H136ZM135 100V101H136ZM142 100V99H141ZM141 100H139V101H141ZM76 101V102H75ZM134 101V102H135ZM241 101V100H240ZM252 100H250V102H251ZM8 102V103H7ZM25 102H23L24 104H25ZM29 102L30 101H28V104H29ZM44 102V101H43ZM45 102H47V101H45ZM131 102V101H130ZM130 102L128 101V106L130 105H132V104H130ZM238 101H236L235 102V104H238V105H240L239 104V102L237 103ZM248 102V101H247ZM253 102H254V100H253ZM7 103V104H6ZM34 103L35 102H33L32 103V105H34ZM40 103V102H39ZM42 103V102H41ZM136 103V102H135ZM134 103V106H135V108H132L133 110H134V112H136V110L138 109V108H140V105H138L137 106V103L135 104ZM141 104H142V101L140 102ZM140 103H138V104H140ZM241 103H243V101L241 102ZM246 103V102H245ZM256 103H258L257 101H256ZM255 103V104H256ZM27 103H26V105H28ZM38 104V103H37ZM126 104H127V102H126ZM250 104V103H249ZM31 105V106H32ZM72 106V108H70V106ZM147 105V104H146ZM244 105V104H243ZM251 105L253 106V104L251 103ZM256 105H260V103L259 104H256ZM256 105H254V106H256ZM15 106H13V107H11V109L12 108H14ZM23 106V105H22ZM21 106V107H22ZM30 106V105H29ZM109 106V105H108ZM121 106V105H120ZM125 104H124V107L123 108H125ZM129 106V107H130ZM138 108H137V107ZM237 106V105H236ZM246 106V105H245ZM249 106V105H248ZM253 106V107H254ZM34 107H35V105H34ZM52 107H57V109L53 112V115H52V117H50L48 120H43V118H42V115H43V111L44 110H47L48 111V109H51ZM92 107H91V109H92ZM132 107V106H131ZM217 107H219V106H217ZM234 107V106H233ZM258 106H256L255 108H257ZM18 108V107H17ZM17 108H15V110L17 109ZM26 108V107H25ZM95 108V107H94ZM137 108V109H136ZM221 108V107H220ZM219 108V109H220ZM10 109V110H11ZM73 109V110H72ZM84 109V110H83ZM126 109V108H125ZM130 109V108H129ZM136 109V110H135ZM238 109V108H237ZM13 110V109H12ZM126 110H128V109H126ZM217 110V109H216ZM112 111V110H111ZM160 111V110H159ZM158 111V112H159ZM219 111V110H218ZM8 112H9V114H8ZM23 112V111H22ZM25 112V111H24ZM77 112H79L80 114H78ZM117 112V111H116ZM121 112V111H120ZM123 112H124V110L122 111V114H123ZM130 111L128 110V114L130 115L131 114V112H133V111H131L130 113H129ZM140 112V111H139ZM161 112V111H160ZM159 112V113H160ZM234 112V111H233ZM259 112V111H258ZM17 113H19V109H18V112ZM16 113V114H17ZM46 113H48V112H46ZM50 113V112H49ZM90 113H91V115H90ZM114 113V112H113ZM121 114V113H120ZM133 114V113H132ZM131 114V115H132ZM139 114H141V113H139ZM232 114V113H231ZM230 114V115H231ZM236 114V113H235ZM240 114V118H241V113H239ZM18 115V114H17ZM51 115V114H50ZM89 115H90V117L91 118H89ZM124 115H125V113H124ZM134 115V114H133ZM227 115H229V114H227ZM237 115V114H236ZM121 116V115H120ZM136 116V115H135ZM159 116V115H158ZM225 116V115H224ZM126 117V116H125ZM131 116H129V118H130ZM207 117V116H206ZM246 117V116H245ZM42 118V119H41ZM128 118V119H129ZM139 118V117H138ZM205 118V117H204ZM224 118V117H223ZM236 118H238V117H236ZM243 119H244V117H242ZM73 119V120H74ZM135 119V118H134ZM142 119H144V118H142ZM227 119H228V117H227ZM256 119V118H255ZM34 120H36V121H34ZM37 120H38V122L39 123H37ZM130 120H133V119H130ZM148 120V119H147ZM33 121V122H32ZM144 121L145 120H143L142 122L144 123ZM211 121V120H210ZM233 121H236V120H233ZM242 121V120H241ZM30 123L31 124V127L36 131V132H34V133H30V132H28V131H26V130H28V129H25V128H23V126L26 124V123ZM74 121H72V123L70 124V126H67V128L68 129H70V128H72L73 127V125H74V123H73ZM131 122V121H130ZM137 122V121H136ZM141 122V121H140ZM219 122V121H218ZM264 122V121H263ZM67 123V124H68ZM133 123V122H132ZM203 123V122H202ZM211 123V122H210ZM104 124V123H103ZM131 124V123H130ZM135 124H137L138 125V123H135ZM146 124V123H145ZM247 124V123H246ZM256 124V123H255ZM254 124V125H255ZM257 124H259V123H257ZM261 124H262V126L260 127L259 126V128H260V131H261V142L260 143H264V126H263V123H262V121H261ZM69 125V124H68ZM100 125V124H99ZM109 125V124H108ZM137 125H135V126H137ZM140 125V124H139ZM141 125H142V123H141ZM203 125V124H202ZM207 125V124H206ZM209 125V124H208ZM231 125V124H230ZM239 125V124H238ZM78 126V125H77ZM132 126V125H131ZM199 126V125H198ZM229 126V125H228ZM232 126V125H231ZM230 126V127H231ZM134 127V126H133ZM133 127L131 128V129H133ZM229 127V128H230ZM253 127V126H252ZM255 127H257V126H255ZM121 128H123V129H120V131L122 130H124V128H126V127H121ZM201 128V127H200ZM208 128V127H207ZM238 128H241L240 127V125L238 126ZM248 128H249V126H248ZM75 129V128H74ZM137 129H138V127H137ZM140 129V128H139ZM142 129V128H141ZM140 129V130H141ZM223 129V128H222ZM255 129V128H254ZM31 130V129H30ZM97 130V129H96ZM135 130H136V128H135ZM139 130V131H140ZM198 130V129H197ZM208 130H210L209 128H208ZM208 130H207V132H208ZM219 130V129H218ZM237 130V129H236ZM240 130V129H239ZM48 131V130H47ZM69 131V130H68ZM67 131V132H68ZM106 131V130H105ZM119 131V132H120ZM127 131V130H126ZM206 131V130H205ZM211 131V130H210ZM221 131V130H220ZM107 132V131H106ZM115 132V131H114ZM125 132V131H124ZM123 132V133H124ZM129 132V131H128ZM134 132V131H133ZM200 132V131H199ZM228 132V131H227ZM234 132V131H233ZM85 133V132H84ZM87 133V132H86ZM127 133V132H126ZM135 133V132H134ZM137 133V132H136ZM217 133V132H216ZM226 133V132H225ZM237 133V132H236ZM246 133V132H245ZM59 134V135H58ZM133 134V133H132ZM211 134H213L212 132H211ZM210 134V135H211ZM234 134V133H233ZM91 135V134H90ZM102 135V134H101ZM103 135H104V133H103ZM135 135V134H134ZM138 135H139V133H138ZM217 135V134H216ZM219 135H220V133H219ZM247 135V134H246ZM250 135V134H249ZM36 136L38 137L37 139H36ZM60 136V137H59ZM76 136V135H75ZM79 136V135H78ZM129 136V135H128ZM131 136V135H130ZM133 136V135H132ZM131 136V137H132ZM136 136H137V134H136ZM139 136H141V133H140V135ZM142 136H146L145 135V133H144V135L142 134ZM213 136V135H212ZM232 136V135H231ZM235 136H237V135H235ZM258 136V135H257ZM45 137H47V139L48 140H46V138ZM100 137V136H99ZM98 137V138H99ZM124 137H125V134H124ZM124 137H123V139H124ZM130 137V138H131ZM138 137V136H137ZM147 137V136H146ZM199 138L201 137V136H198ZM225 137V136H224ZM242 137V136H241ZM249 137V136H248ZM81 138H82V136H81ZM80 138V139H81ZM85 138V137H84ZM90 138V137H89ZM94 138V137H93ZM98 138L96 139V140H98ZM136 137L134 136L132 139H135ZM141 138V140H142V142L145 140V139H143L142 137H140ZM204 138V137H203ZM208 138V137H207ZM235 138V137H234ZM233 138V139H234ZM34 139H36V140H34ZM79 139V140H80ZM138 139H139V137H138ZM147 139V138H146ZM149 139V138H148ZM147 139V140H148ZM214 139V138H213ZM218 139V137L217 138H215V140H217ZM229 138L227 137V140H228ZM95 140V141H96ZM103 140V139H102ZM119 140V139H118ZM121 140H122V138H121ZM127 140V139H126ZM136 140H137V138H136ZM140 140V139H139ZM139 140H137V141H139ZM141 140H140V142H141ZM214 140V141H215ZM235 140V139H234ZM238 140V139H237ZM240 140V139H239ZM238 140V141H239ZM90 141V140H89ZM116 141H117V139H116ZM125 141V140H124ZM129 141V140H128ZM130 141H131V139H130ZM135 140H133V142H134ZM146 141V140H145ZM202 141H204V139L202 140ZM233 141V140H232ZM241 142H243L242 140H240ZM81 142V141H80ZM84 142V141H83ZM114 142V141H113ZM117 142H120V141H117ZM126 142V141H125ZM132 142V141H131ZM140 142L137 144V143H135V144H131V145H135L134 147H135V149H133V146H132V149H133V151L131 152V150L129 149V148H127L126 146H128L127 145V143H126V146H124V147H126L125 149L127 150V149H129L130 150V154L128 155H123L122 156V158H124V160L125 161H127V166L126 165H124L123 166V173H122V171L120 170V167H119V173L120 174H123L122 175V177H121V179L120 178H118V177H116V178H118L119 180H117L116 178H114L115 180H117V181H110L109 180V182L108 183H105L107 186L106 187H108L107 189L108 190H106L107 191V193L104 195V198L106 197V199H108V200H112V201H117L118 202V200H119V202H122L123 200H124V198H122V196L123 195H125L126 196V198L125 199H127V200H130V198H132L131 199V201H135V200H139V198H137V199H135V198H133L135 195H133V196H130V195H132V194H136V196L135 197H140V195H141V193H140V191L138 192V189H139V187L137 186V183H136V181H137V179L140 177V174H142V173H145V172H149V171H151L152 170V168L150 167H147V166H144L143 164L141 165V159H140V149H143V148H140V149H137L136 147H139V146H141L140 145ZM141 142V143H142ZM147 142V141H146ZM223 142V141H222ZM224 142H226V140L224 141ZM231 142V141H230ZM230 142H229V144H230ZM76 143V142H75ZM74 143V144H75ZM88 143V142H87ZM93 143H94V141H93ZM123 144H124V142H122ZM205 143V142H204ZM203 143V144H204ZM206 143H208V142H206ZM220 143V142H219ZM79 144V143H78ZM78 144H77V146H78ZM98 144V143H97ZM107 144V143H106ZM118 144V143H117ZM149 144V143H148ZM150 144H152L153 146H159L160 147V145H161V141H159V140H153L152 142H150ZM217 144V143H216ZM231 144H232V142H231ZM76 145V144H75ZM108 145V144H107ZM120 145V144H119ZM119 145H117V146H119ZM130 145V146H131ZM137 145H139V146H137ZM221 145H223V144H221ZM225 145V144H224ZM80 146V145H79ZM90 145H88V147H89ZM120 146H123V145H120ZM142 146H143V143H142ZM149 146V145H148ZM209 146V145H208ZM219 146H220V144H219ZM227 146V145H226ZM231 146H233V145H231ZM42 147V148H41ZM45 147H47V146H45ZM93 147V146H92ZM213 147V146H212ZM223 147V146H222ZM246 147V146H245ZM23 148V149H22ZM121 148V147H120ZM119 147H118V149H120ZM221 148V147H220ZM226 148H228V147H226ZM232 148V150H233V147H231ZM66 149H67V151L68 150H73L72 152L70 151V155L73 157V158H69L68 160H65V159H67L69 156H68V153L66 152ZM93 149V148H92ZM117 149V150H118ZM40 150V151H39ZM63 150H64V152H66V154L63 152ZM88 150H91V149H87V151ZM146 150V149H145ZM230 150V149H229ZM239 149H237V151H238ZM86 151V150H85ZM114 151V150H113ZM112 151V152H113ZM120 151V150H119ZM122 151V150H121ZM120 151V152H121ZM128 151V150H127ZM126 151V153H128ZM63 152V153H62ZM90 153H91V151H89ZM88 152V153H89ZM116 152H118V151H116ZM143 152V151H142ZM209 152V149H208V147H207V145L206 144H204V145H200L199 147H198V154H199V156L200 157H203V163H205L206 165H210L211 167H213L212 169H214V168H216V164L214 163L215 161H216V159H212V157L210 158L209 156H208V153ZM228 152V151H227ZM86 153V152H85ZM123 153V152H122ZM125 153V152H124ZM232 153V152H231ZM75 154V155H74ZM100 154V153H99ZM119 154H121V153H119ZM142 154V153H141ZM237 154V153H236ZM228 155V154H227ZM230 155V154H229ZM37 156V157H36ZM100 156V155H99ZM120 156V155H119ZM211 156V155H210ZM213 156V155H212ZM238 156V155H237ZM95 157H96V155H95ZM117 157V156H116ZM214 157H215V155H214ZM94 158V157H93ZM92 158V159H93ZM221 158H223V157H221ZM220 158V159H221ZM225 158V157H224ZM259 158V157H258ZM84 159V160H85ZM92 159H90V160H92ZM120 159V158H119ZM257 159V158H256ZM256 159H254L255 161H256ZM222 160V159H221ZM261 160V159H260ZM88 161V160H87ZM96 161H97V159H96ZM123 161V160H122ZM241 161L242 160H239V159H237V157H232L231 159H230V163H231V165L232 164H235V163H237V165H238V167H237V171H236V173H238L239 175V177H241L242 179H243V182L241 183V182H239L238 183V185L237 186H242V187H244V186H246V187H252V186H254L253 184H252V181H251V179H250V181L251 182H249V177L247 178L246 177V175H242L241 174ZM252 161V160H251ZM255 161H254V163H255ZM76 162V165L75 166H73V164ZM117 162H120V164H121V160L120 161H117ZM220 162H222V161H220ZM219 162V163H220ZM225 162V161H224ZM229 162V161H228ZM262 162H263V160H262ZM0 163H2L1 161H0ZM81 163V164H80ZM91 163V162H90ZM264 163V162H263ZM32 164V165H33ZM119 164V163H118ZM117 164V165H118ZM119 164V165H120ZM218 164V163H217ZM58 165V166H57ZM96 165V164H95ZM115 165V164H114ZM225 165V164H224ZM228 165V164H227ZM223 166V165H222ZM262 166V165H261ZM0 167H2V166H0ZM101 167V166H100ZM100 167H97V168H99V170H101L100 169ZM247 167V166H246ZM111 168V167H110ZM219 168V167H218ZM235 168V167H234ZM233 168V169H234ZM264 168V167H263ZM34 169V168H33ZM115 169V168H114ZM35 170V169H34ZM103 170V169H102ZM108 170H110V169H108ZM154 170V169H153ZM157 170V169H156ZM215 170V169H214ZM56 171H59V172H56ZM114 171V170H113ZM112 171V172H113ZM115 171H116V169H115ZM114 171V172H115ZM9 172V174H11L12 175V177L14 178L15 177V175L13 176V174H12V172L9 170L8 171ZM101 172H103V171H101ZM107 171H105L104 173L105 174H107L106 173ZM111 172V171H110ZM109 172V175L111 174ZM113 172V173H114ZM248 172V171H247ZM14 173V172H13ZM117 173H118V170H117ZM116 173V174H117ZM118 173V174H119ZM152 174H153V172H151ZM215 173H216V171H215ZM218 173V172H217ZM251 173V172H250ZM30 174H31V172H30ZM57 174H60V175H57ZM70 174V175H69ZM100 174V176L102 175V173H99ZM115 174V173H114ZM115 174V175H116ZM246 174H248V173H246ZM264 174V173H263ZM57 175V176H56ZM63 175V176H64ZM113 175V174H112ZM112 175H111V180H112ZM249 175H251V174H249ZM62 176V177H63ZM66 176V175H65ZM71 176V177H72ZM80 176V177H81ZM119 176V175H118ZM121 176V175H120ZM195 176V175H194ZM252 176V175H251ZM62 177H60V178H62ZM97 177V176H96ZM98 177H99V175H98ZM261 177H264V175H261ZM261 177H258V180H257V178H256V180L258 181V184H257V182H256V184L257 185H259V183H260V180H259V178L262 180V178ZM59 178V177H58ZM190 178V177H189ZM194 178V177H193ZM201 178V177H200ZM251 178V177H250ZM253 178V177H252ZM63 179H64V177L62 178V181H63ZM66 179V178H65ZM65 179H64V181H65ZM69 179V178H68ZM72 179V178H71ZM175 179V178H174ZM255 179V178H254ZM4 180V179H3ZM102 180V179H101ZM104 180V179H103ZM158 180V179H157ZM160 181H161V179H159ZM163 180V179H162ZM60 183H59V182ZM189 181H190V179H189ZM191 181H193V180H191ZM253 181V182H254ZM263 181H264V178H263ZM196 182H198V181H196ZM187 183V182H186ZM193 183V182H192ZM195 183V182H194ZM261 183H264V182H261ZM72 184V183H71ZM75 186H77V184L78 183H73ZM171 184H173V182H172V180H169V179H167V182H164L163 184H161L160 186H161V188H165V187H167L168 186V190H170V185ZM191 184V183H190ZM148 185V184H147ZM189 185V184H188ZM69 186V185H68ZM102 186H104V185H101V188H102ZM158 186V185H157ZM261 186V185H260ZM70 187H71V185L68 187V189H70ZM73 187V186H72ZM71 187V188H72ZM80 187V186H79ZM105 187V188H106ZM259 187V186H258ZM159 188L160 187H153V189L151 190V192H152V194H150V195H147V196H145L146 197V199L145 200H147L146 201V204L148 205V203H155V202H159V199H160V197H161V195H160V193H159ZM23 189V188H22ZM26 189V188H25ZM24 189V190H25ZM73 189H74V187H73ZM71 190V189H70ZM74 190H76V189H74ZM224 190V189H223ZM253 190V189H252ZM252 190H251V192H252ZM262 191L264 190L263 189V186H262V189H261ZM260 190V194L262 195V198L261 199H263L264 200V193L262 192ZM17 191V190H16ZM19 191V190H18ZM67 191H69V190H67ZM16 194H15V193ZM59 192V191H58ZM234 192H235V189H234ZM21 193V192H20ZM22 193H23V191H22ZM56 193V192H55ZM67 193V192H66ZM73 193H75V191L73 192ZM137 193H139V194H137ZM237 193V192H236ZM263 193V194H262ZM72 194V193H71ZM81 194V193H80ZM116 194H120L119 196L121 197H119V196H117ZM74 195V194H73ZM138 195V196H137ZM235 195H238V194H235ZM58 196V195H57ZM81 196V195H80ZM90 196V195H89ZM92 196V195H91ZM116 196V197H115ZM129 196H130V198H129ZM163 196V195H162ZM239 196V195H238ZM60 197V196H59ZM103 197V196H102ZM117 197L119 198V199H117ZM124 197V196H123ZM145 197H143V199L145 198ZM234 197V196H233ZM81 198V197H80ZM85 198H86V195H85ZM85 198H82L83 200H82V203L84 204L86 201L85 200H87V199H89V197H87V199H85ZM129 198V199H128ZM235 198H237L236 196H235ZM239 199H241L240 197H238ZM238 198H237V202H238ZM44 199V198H43ZM59 199V198H58ZM75 199V198H74ZM123 199V200H122ZM135 199V200H134ZM140 199H142L141 197H140ZM142 199V200H143ZM180 199V198H179ZM214 199H215V197H214ZM260 199V200H261ZM5 200H6V205H4L3 206V204H5L4 202H5ZM52 200H54V198H52ZM55 200H57V199H55ZM220 200V199H219ZM252 201H253V198L251 199ZM16 201V200H15ZM42 201V200H41ZM63 201H64V199H63ZM66 201V200H65ZM141 201V200H140ZM166 201V200H165ZM217 201V200H216ZM221 201V200H220ZM219 201V202H220ZM240 201V200H239ZM252 201H251V203H252ZM58 202V201H57ZM60 202V201H59ZM73 202V201H72ZM124 202V201H123ZM130 202V201H129ZM132 202V203H133ZM142 202V201H141ZM145 202V201H144ZM189 202V201H188ZM243 202H245V204H243ZM243 202H239L238 204H234V206H236V209H237V211H239L240 213L242 212V211H244L245 210V206L247 207V206H249V204L248 205H246V201L245 200H243ZM78 203V202H77ZM76 203V204H77ZM81 203V202H80ZM80 203H78V204H80ZM88 203V202H87ZM131 203V202H130ZM143 203V202H142ZM141 203V204H142ZM167 203H168V201H167ZM210 203H213V202H210ZM231 203V202H230ZM229 203V204H230ZM248 203V202H247ZM68 204V203H67ZM74 204V203H73ZM72 204V205H73ZM128 204V203H127ZM146 204H145V206H146ZM158 204V203H157ZM190 204V203H189ZM196 203H194V205H195ZM71 205V204H70ZM69 205V206H70ZM82 205V204H81ZM129 205V204H128ZM144 205V204H143ZM163 205V204H162ZM177 205H178V203H177ZM181 205V204H180ZM215 205V204H214ZM217 205H219V204H217ZM225 205V204H224ZM228 205V204H227ZM252 205H254V204H252ZM17 206V207H18ZM39 206H41V205H39ZM38 206V207H39ZM50 206H51V204H50ZM59 206V205H58ZM78 206V205H77ZM179 206V205H178ZM196 206V205H195ZM232 206V205H231ZM55 207H57L56 205H55ZM197 207V206H196ZM196 207H194V208H196ZM13 208V207H12ZM62 208V207H61ZM76 208V207H75ZM79 208V207H78ZM181 208V207H180ZM214 208V207H213ZM219 208V207H218ZM15 209V208H14ZM137 209V208H136ZM140 209V207L138 208V210ZM212 209V208H211ZM220 209V208H219ZM222 209V208H221ZM220 209V210H221ZM246 209H248V208H246ZM17 210H18V208H17ZM29 210V211H28ZM42 210V209H41ZM40 210V211H41ZM71 210V209H70ZM77 210V209H76ZM87 210V209H86ZM183 210H185V208L183 209ZM195 211H196V209H194ZM213 210V209H212ZM217 210V209H216ZM224 211H225V209H223ZM254 210H256V208L255 209H253V212H254ZM13 211V210H12ZM45 211H47V210H44V212ZM71 211H73V210H71ZM70 211V212H71ZM202 211V210H201ZM209 211V210H208ZM214 211H215V208H214ZM224 211H221V212H224ZM227 211V210H226ZM236 211V212H237ZM258 211V210H257ZM17 212V213H18ZM36 212H37V210H36ZM35 212V213H36ZM73 212H75V211H73ZM80 212V211H79ZM82 212V211H81ZM83 212H85L84 210H83ZM191 212V211H190ZM196 212H197V214H196ZM195 213L194 212H192V213H188V212H186V213H188V215L190 216V219H191V221L192 220H196V221H198V222H200V223H203V224H201V226H203L205 223L207 224L208 222H209V220H210V216L208 215V212H206L204 215H198L200 212L197 210ZM209 212H212V211H209ZM217 212H218V210H217ZM216 212V213H217ZM220 212V213H221ZM256 212V211H255ZM13 213V212H12ZM40 213H42V211L41 212H39V214ZM76 213H77V211H76ZM86 213V212H85ZM90 213V212H89ZM185 213V212H184ZM186 213L185 214H183L182 213V215L184 216V215H186ZM220 213L218 214V217H219V215H220ZM226 213V212H225ZM224 213V214H225ZM15 214V213H14ZM43 214V213H42ZM78 214V213H77ZM131 215H133V213L131 212L130 213ZM147 214H148V212H147ZM166 214V213H165ZM34 215V214H33ZM53 215H55L54 214V212H53ZM81 215H82V213H81ZM83 215H85V214H83ZM188 215H186L184 218H186ZM24 216H25V214H24ZM31 216V215H30ZM63 216V215H62ZM79 216V215H78ZM87 216V215H86ZM90 216V215H89ZM140 216V215H139ZM182 216V217H183ZM189 216H188V219H189ZM221 216H222V214H221ZM227 216V215H226ZM236 217H237V215H235ZM6 217V218H7ZM15 217V216H14ZM21 217V216H20ZM23 217V216H22ZM51 217H53V216H51ZM129 217H130V215H129ZM136 217V216H135ZM181 217V218H182ZM217 217V221H218V218ZM35 218V217H34ZM67 219H68V223H69V225L71 226L72 225V222H73V218L69 215V216H67L66 217ZM78 218V217H77ZM90 218V217H89ZM192 218H194V219H192ZM221 219H222V217H220ZM9 219V218H8ZM50 219V218H49ZM62 219H63V217H62ZM82 219V218H81ZM92 219V218H91ZM105 219H106V217H105ZM119 219V218H118ZM130 219H131V217H130ZM133 219V218H132ZM183 219V218H182ZM189 219V220H190ZM224 219V218H223ZM19 220H21V219H19ZM25 220H26V218H25ZM174 220H176V219H174ZM180 220V219H179ZM178 219H177V221L178 222H180ZM216 220V219H215ZM220 220V219H219ZM3 221V222H2ZM14 221H15V223H16V221H18V217L16 216L15 218H14ZM29 221V220H28ZM36 221V220H35ZM38 221H39V219H38ZM46 221V220H45ZM78 221V220H77ZM81 221V220H80ZM80 221H79V224H80ZM93 221V220H92ZM176 221V222H177ZM185 221H186V219H185ZM226 221V220H225ZM239 221V220H238ZM24 222V221H23ZM62 222H63V220H62ZM105 222V221H104ZM103 222V223H104ZM130 222H131V220H130ZM182 223H174V224H176V226H177V224L180 226H177L179 229L180 228H182V229H184L185 227H184V224H183V221H181ZM193 222V221H192ZM197 222V223H198ZM220 222V221H219ZM43 223V222H42ZM44 223H46V222H44ZM71 223V224H70ZM132 223V222H131ZM186 223V222H185ZM196 223V224H197ZM199 223V224H200ZM216 223V222H215ZM223 223V222H222ZM221 223V224H222ZM237 223V222H236ZM236 223H234V224H236ZM261 223V222H260ZM13 223L11 222V226H15V225H12ZM83 224V223H82ZM112 224H113V222H112ZM125 224V223H124ZM152 224H153V229H155V232L157 233H155V237H157L156 235H158L159 233L158 232H160L161 234L163 233L161 230H163L164 231V233L165 232H167V233H172V230H173V228L170 226V224H168V225H164L161 221H160V219H155V220H153L152 221ZM173 223H171V225H172ZM173 224V225H174ZM172 225V226H173ZM213 225L215 226V224H214V222H212V225H210L209 227L211 228V226L213 227ZM230 225V224H229ZM238 225H241V227H242V224H240V221H239V223H238ZM237 224H236V226H238ZM44 225H42V226H40V227H43ZM200 226V227H201ZM204 226H206V225H204ZM208 226V225H207ZM206 226V227H207ZM225 226V225H224ZM16 227V226H15ZM74 227V226H73ZM115 227V226H114ZM119 227V226H118ZM155 227V228H154ZM206 227H204L203 228V230L206 228ZM217 227V226H216ZM226 227V226H225ZM233 227H235V226H233ZM239 227V226H238ZM239 228V229H243V231L245 230V228L247 229V227H244V225H243V227L242 228ZM251 227V226H250ZM5 228V229H4ZM75 228V227H74ZM89 228V227H88ZM92 228V227H91ZM96 228V227H95ZM137 230H139L138 232L140 233V232H142V231H144V226L143 225H140V227H139V224H138V226H137ZM178 228H177V230H178ZM199 228V227H198ZM219 228H221L222 229V226L221 227H219ZM252 228V227H251ZM39 229V228H38ZM38 229H37V231H38ZM42 229V228H41ZM44 229V228H43ZM64 229H65V226H64ZM175 229H176V227H175ZM175 229L173 230V231H175ZM188 229V228H187ZM186 229V230H187ZM190 229V228H189ZM192 229V228H191ZM208 229V228H207ZM215 229V231H218L219 232V230H218V227H217V230H216V228H214ZM233 229H235V228H233ZM237 229V228H236ZM10 230V229H9ZM48 231V235H51V236H56L57 234H58V229H57V227H56V225H52V226H49L48 227V229H47ZM72 230V231H71ZM70 231L72 232V233H77L78 232V230H73V229H71ZM86 230V229H85ZM117 230V229H116ZM124 230V229H123ZM133 230V229H132ZM146 230V229H145ZM159 230V231H158ZM210 230V229H209ZM209 230H207V231H209ZM223 230V229H222ZM228 230H229V227H228ZM249 230V229H248ZM6 231V230H5ZM8 231V230H7ZM92 231H94V230H92ZM147 231V230H146ZM154 231V230H153ZM183 231H185V229L183 230ZM206 231V232H207ZM221 231V230H220ZM236 231V230H235ZM247 231V230H246ZM90 232V231H89ZM95 232V231H94ZM135 232V231H134ZM177 232V231H176ZM212 232H214V231H212V228H211V232L209 231V233H212ZM226 232V231H225ZM245 232V231H244ZM146 234H148V235H150V238H152V239H155V237H154V235H152V234H154V233H152L151 231H150V233H152V234H149V232L147 233V232H145ZM162 234V236H166L167 237V233L166 234ZM174 233V232H173ZM215 233H217V232H215ZM215 233H213V234H211L212 236L213 235H215ZM221 233V232H220ZM223 233V232H222ZM228 233H231V232H228ZM88 234H91V232L90 233H88ZM92 234H94V233H92ZM96 234V233H95ZM124 234V231L122 232V235ZM160 234V235H161ZM218 234V233H217ZM225 234H227V233H225ZM2 235V234H1ZM40 235V234H39ZM126 235V234H125ZM169 235H171V234H169ZM210 235V234H209ZM220 235H222V234H220ZM4 236V235H3ZM2 236V237H3ZM36 236V235H35ZM38 236V235H37ZM90 236V235H89ZM88 236V237H89ZM137 236V235H136ZM39 237V236H38ZM92 237H95V239H96V236H92ZM133 237V236H132ZM147 237V236H146ZM228 237V236H227ZM1 238V237H0ZM6 238V237H5ZM8 238V237H7ZM41 238V237H40ZM48 238V237H47ZM52 238V237H51ZM62 238V237H61ZM64 238V237H63ZM62 238V239H63ZM69 238V237H68ZM71 238V237H70ZM145 238V237H144ZM32 239H33V237H32ZM35 239V238H34ZM37 239V238H36ZM46 239V238H45ZM61 239V240H62ZM65 239H67V238H65ZM88 239V238H87ZM91 239V238H90ZM93 239V238H92ZM161 239V238H160ZM171 239V238H170ZM2 240H4V238L2 239ZM8 240H10L9 238H8ZM7 240V241H8ZM41 240V239H40ZM149 240V239H148ZM147 240V241H148ZM167 240V239H166ZM60 241V240H59ZM67 241H70V239L69 240H67ZM66 240H65V242H67ZM146 241V242H147ZM155 241V240H154ZM0 242H4V241H1V239H0ZM222 242V241H221ZM264 242V241H263ZM4 243H6V242H4ZM59 243V242H58ZM99 243V242H98ZM122 243V242H121ZM224 243V242H223ZM229 243V242H228ZM221 244V243H220ZM2 246H3V243L1 244ZM6 244H4V247H6L5 246ZM46 245V244H45ZM65 245V244H64ZM104 245H105V243H104ZM106 245H108V244H106ZM117 245V244H116ZM115 245V246H116ZM163 245V244H162ZM231 245V244H230ZM246 245V244H245ZM62 246V245H61ZM67 246V245H66ZM96 246V245H95ZM111 246V245H110ZM114 246V245H113ZM161 246V245H160ZM229 246V245H228ZM4 247H3V249H4ZM18 247V246H17ZM17 247H15V248H13V249H17ZM26 247V246H25ZM35 247V246H34ZM103 247V246H102ZM163 247H164V245H163ZM162 247V248H163ZM1 248V247H0ZM19 248V247H18ZM24 248V247H23ZM97 248V247H96ZM115 248V247H114ZM161 248V249H162ZM234 248V247H233ZM81 249V248H80ZM111 249H113V248H111ZM14 250V251H15ZM25 250V249H24ZM31 250V249H30ZM40 249L38 248L36 251H38L39 253H37L38 255L39 254H41V250L43 251V254H41L42 256L44 255V253H46V252H44V250L46 251L47 250V248L45 249H42L41 248V250L39 251ZM91 250V249H90ZM100 250V249H99ZM120 250V249H119ZM123 250V249H122ZM164 250V248L162 249V251ZM234 250V249H233ZM238 250V249H237ZM258 250V249H257ZM14 251H10V252H13V254H14ZM19 251V250H18ZM35 251V250H34ZM84 251V250H83ZM95 251H98V250H95ZM161 251V250H160ZM15 252H17V251H15ZM33 252V251H32ZM50 252H51V250L49 251V253H46L47 255L46 256H49V257H46V258H49V260H50V255H52V254H50ZM102 252V251H101ZM105 252V251H104ZM109 252V251H108ZM117 252H118V250H117ZM256 252V251H255ZM25 253V252H24ZM52 253V252H51ZM75 253H77V252H75ZM84 253H85V251H84ZM90 253H92L91 255H94L93 253H94V251L92 252V250L90 251ZM98 253V252H97ZM96 253V254H97ZM106 253V252H105ZM128 253V252H127ZM139 253V252H138ZM9 254H11V253H9ZM29 254V253H28ZM31 254V253H30ZM29 254V255H30ZM35 255H36V253H34ZM49 254V255H48ZM57 254V253H56ZM55 254V255H56ZM87 254L88 253H86V256H87ZM95 254V255H96ZM24 255V254H23ZM37 255V256H38ZM75 255H79V254H75ZM80 255H81V252H80ZM89 255V254H88ZM104 255V254H103ZM25 256V255H24ZM33 256V255H32ZM31 256V257H32ZM40 256V255H39ZM38 256V257H39ZM42 256H40V258L42 257ZM71 256V255H70ZM77 256H75V258L77 257ZM136 256V255H135ZM235 256V255H234ZM233 256V257H234ZM237 256H238V254H237ZM27 257V255L25 256V258ZM31 257L29 256V258L31 259ZM36 258V256H35V259H36V261L38 262V260H39V258ZM53 257H55V256H53ZM53 257H52V259H53ZM57 257V256H56ZM90 256H88V258H89ZM98 258H99V256H97ZM105 257V256H104ZM134 257V256H133ZM203 257V256H202ZM43 258V257H42ZM46 258H44V260L46 259ZM74 258V259H75ZM80 258V257H79ZM83 258H84V255H83ZM87 258V259H88ZM120 258V257H119ZM163 258V257H162ZM219 258V257H218ZM245 258V257H244ZM28 260L27 259V261L24 263V264H36L37 262H35L34 260L35 259H31V260ZM38 259V260H37ZM55 259V258H54ZM53 259V260H54ZM71 259V258H70ZM73 259V258H72ZM77 259V258H76ZM85 259H86V257H85ZM92 259V258H91ZM106 259H108V258H103V260H106ZM126 259V258H125ZM128 259V258H127ZM131 259V258H130ZM191 259V258H190ZM231 259V258H230ZM24 260H26V259H24ZM41 260H43V259H41ZM41 260H39L40 262H41ZM89 260V259H88ZM93 260V259H92ZM98 260V259H97ZM97 260H95V261H97ZM101 260V259H100ZM99 260V261H100ZM120 260V259H119ZM132 260V259H131ZM218 260V259H217ZM12 261H14V260H12ZM52 261V260H51ZM71 261V260H70ZM73 261V260H72ZM86 261V260H85ZM99 261H98V263H99ZM107 261L108 260H106V263H107ZM124 261H128V260H124ZM124 261H123V264H129V263H127V262H125L124 263ZM159 261V260H158ZM161 261V260H160ZM159 261V262H160ZM227 261V260H226ZM49 262V261H48ZM47 262V263H48ZM102 262V261H101ZM108 262H110V261H108ZM114 262V261H113ZM117 262V261H116ZM137 262V261H136ZM147 262L149 263H151V261H150V259H149V261L147 260ZM158 262V263H159ZM165 262V261H164ZM186 262V261H185ZM184 262V263H185ZM16 263V262H15ZM97 263V262H96ZM103 263H104V261H103ZM230 263V262H229ZM1 264V263H0ZM41 264V263H40ZM92 264H94V263H92ZM233 264V263H232Z\"/></svg>", "mask_w": 264, "mask_h": 264}]
</instances>
